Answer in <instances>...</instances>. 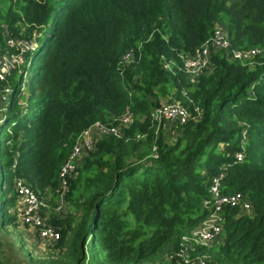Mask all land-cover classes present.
Wrapping results in <instances>:
<instances>
[{
	"label": "trees",
	"instance_id": "16d2710c",
	"mask_svg": "<svg viewBox=\"0 0 264 264\" xmlns=\"http://www.w3.org/2000/svg\"><path fill=\"white\" fill-rule=\"evenodd\" d=\"M218 24L231 50L259 53L240 60L211 47L195 82L165 67L194 54ZM11 38L35 48H9ZM0 53L25 62L0 80L12 91L0 108V264L155 263L209 215L203 202L220 174L223 192H242L251 209L226 207L219 238L195 254L264 264V0H0ZM165 99L192 118L156 132L150 113ZM128 110L135 118L123 135L98 137L80 160L67 212L47 215L57 252L36 260L13 237L17 179L62 199L60 170L78 135L96 121L117 125Z\"/></svg>",
	"mask_w": 264,
	"mask_h": 264
},
{
	"label": "built area",
	"instance_id": "2783aa9c",
	"mask_svg": "<svg viewBox=\"0 0 264 264\" xmlns=\"http://www.w3.org/2000/svg\"><path fill=\"white\" fill-rule=\"evenodd\" d=\"M11 38V44L21 45L22 52L29 50L28 42L16 41ZM211 47L231 50L232 43L229 32L222 25H217L214 34L206 40L204 45L197 48L194 54L190 56L180 55L181 62L174 60L168 61L165 67L173 70L174 67L178 70L185 71L189 74L192 82H195L202 71L210 64ZM35 45H33V49ZM233 57L240 60H251L259 53V50L252 48L250 50H231ZM131 58L130 53L124 56L125 61ZM23 63L22 54L6 55L0 59V80H5L11 70L19 64ZM1 87V84H0ZM3 89V88H2ZM0 90V94L2 92ZM7 90L8 89H3ZM197 111L199 109L197 108ZM135 118L134 112L131 110L123 113L116 119L119 123L108 124L102 121H96L89 127L85 128L77 137L74 147L62 165L60 170L61 179V198L68 189L69 178L72 177L79 166L83 156L92 151L96 140L100 136L113 134L121 137L123 128L129 126ZM192 118L190 110L183 105L181 101L174 100L173 102H163L161 105L154 108L150 113V119L156 132L160 130L166 122L185 123ZM238 161H243L244 153L237 154ZM224 174H220L212 179L209 186L210 198L203 202V207L209 210V215L203 223L192 234L184 235L181 239L180 250L176 253L175 261L170 264H208L209 255L195 254L199 247H212L219 238L224 220V210L226 207H239L245 210L251 209L250 200L242 192L224 193L222 190V180ZM16 188L19 196L18 204L20 205L21 220L25 225L31 228L38 229L41 239H50L52 242L60 238V232L48 224L46 216L43 214L47 204L40 196L28 185L24 179L19 178L16 182Z\"/></svg>",
	"mask_w": 264,
	"mask_h": 264
},
{
	"label": "rangeland",
	"instance_id": "374dc122",
	"mask_svg": "<svg viewBox=\"0 0 264 264\" xmlns=\"http://www.w3.org/2000/svg\"><path fill=\"white\" fill-rule=\"evenodd\" d=\"M9 40H11V39L7 40L9 48H11V47L17 48L18 47L17 44H11L9 42ZM33 45L34 44L32 42H28L29 50H33ZM29 50H27V51H29ZM27 51H24V52H27ZM6 55H10V54L9 53H0V59ZM21 64L22 63L20 60L19 64H17V67H19L20 69L22 68V65L25 64V62L22 65ZM26 70H28V69H26ZM26 74H27V72H26ZM26 77H27V79L29 78V73L25 76V79H26ZM5 80H7V78ZM2 88H4V86L2 87V85H1L0 90ZM6 89H9V86H6ZM11 93H12V91H10V90H8V91L5 90V92H4L2 89V92L0 94V108L2 106H6V108H7L9 101H7L6 99L11 96ZM166 101H167L166 99L163 100V102H166ZM0 117H2L1 109H0ZM163 127L167 128L168 124L166 123ZM171 135L173 136V134H171ZM62 197H64V196H62ZM41 199L44 201L45 204H47V206L43 210V214H44V216H46V218H47V215L50 216L52 212H56V214H60V215L67 212L66 211L67 208L65 207V204H64V199H59L57 197L56 200H51V196L43 197ZM19 206L20 205L18 204V201H17V204L11 209V213L17 216V221H18V227L13 232V237L18 238L19 240H23L24 245L27 248V250L33 254L32 255L33 258H35L36 260H47L48 256L52 255L51 253L57 252L56 249L51 247L54 242H52L50 239H41L40 234H39L40 231L38 229L31 228L30 226H27L23 223V221L21 220L22 217H21ZM54 256H57V255H54ZM175 256H176V253L173 255H167L164 259H162V257H160L156 260L155 263H152V264H161L162 261H164V264H170V262L172 260H174ZM20 262H21V259L16 256L14 258L13 264H19ZM95 264H97V263H95Z\"/></svg>",
	"mask_w": 264,
	"mask_h": 264
}]
</instances>
